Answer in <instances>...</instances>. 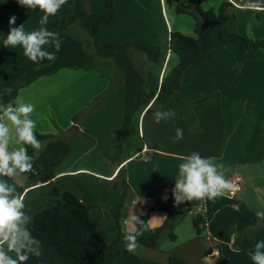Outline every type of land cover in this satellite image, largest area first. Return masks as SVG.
<instances>
[{
  "label": "crops",
  "instance_id": "0c3cea01",
  "mask_svg": "<svg viewBox=\"0 0 264 264\" xmlns=\"http://www.w3.org/2000/svg\"><path fill=\"white\" fill-rule=\"evenodd\" d=\"M113 1L117 20L103 28L100 34L114 43L137 39L161 46L162 57L156 63H150L141 53L133 54L150 89L158 91L163 78L179 62L169 48L170 33L178 31L190 35L195 21L181 17L184 14L178 15L173 0ZM0 2L6 3L0 12V101L8 98L10 90L18 83L31 82L19 91L17 97L35 106L31 114L37 122L35 131L47 135L71 131V151L54 169L55 177L50 183L30 184L21 173L13 177L0 176V180L14 185L16 194L23 197L24 212L30 220L43 211L41 197L56 189L59 198L71 193L105 211L99 222L110 240L119 239V255L115 259H128V264L125 235L140 228L154 230L161 226L162 232L170 236L172 245L167 248V238L161 242L160 235L158 249L141 245L133 255L159 264H167L171 258L182 259L183 264H215L219 257L225 259V256L237 254L230 248L237 238L230 232L233 225L250 229L256 224H264L262 220L256 222L254 217H264V66H249L242 62L231 65L238 74L231 83L224 74L229 65L222 64L219 57L221 51H235L264 62V52H243L238 44L223 46L215 31V47L206 63L190 68L180 90L158 107L161 111L172 109L175 116L156 124L153 113L147 112L150 105L134 117L128 139L123 149L117 152L118 133L123 131L126 114L123 76L115 68L109 76L83 69L85 57L80 39L85 40L88 36L71 11L72 0H66L56 15L49 16L46 25L39 23L44 15L39 8L26 9L16 0ZM106 2L88 0L89 10L104 14ZM225 2L232 4L235 12V18L227 24L229 30L252 39L264 36V5L257 11L244 7L246 0H207L202 3V8L205 11L218 10ZM12 15L17 17L12 27L23 24L25 32L44 27L59 34L62 43L54 60L33 62L24 55L19 44L5 48L3 40L9 32L8 21ZM239 15L244 19L241 25ZM155 24L164 32L163 46L153 35ZM43 49L56 51L51 44L44 45ZM177 127L183 129V139L174 141L172 138ZM194 151L223 164L228 169L225 176L229 182L237 176L243 180V189L236 197H231L226 190L224 195L215 199L193 200L208 216L204 243L200 242L193 223L188 219L193 215L188 208L185 207L182 215L169 216L164 211L151 210L153 198L137 195L146 189L175 186L181 157ZM120 172L125 174L129 192L120 213L113 215L111 211L121 203ZM135 217L143 221V225ZM247 234L245 231L241 235L243 245L249 239ZM258 241H264V226L251 246L255 247ZM180 248L183 252L177 251ZM209 250L211 255H208ZM194 255L198 261L192 259Z\"/></svg>",
  "mask_w": 264,
  "mask_h": 264
},
{
  "label": "trees",
  "instance_id": "16d2710c",
  "mask_svg": "<svg viewBox=\"0 0 264 264\" xmlns=\"http://www.w3.org/2000/svg\"><path fill=\"white\" fill-rule=\"evenodd\" d=\"M177 1V13L188 14L195 19V36L174 31L170 33L169 48L179 58V62L163 78L160 89L154 91L150 89L146 75L135 63L133 54L141 53L150 63H156L162 57L161 48L152 45L147 40L129 39L125 42L114 43L103 38L100 34L101 30L117 20L113 0H107L104 14L91 12L88 0H72L71 11L78 25L88 36L85 40L80 39L85 57L83 69L109 76L112 73L111 70L115 68L123 76L126 114L123 131L118 133L117 152L123 149L128 139L134 117L150 105L148 113L157 110L163 100L174 96L180 90L185 74L190 68L206 63L209 53L215 47L213 39L215 31L218 32L220 40L225 45L238 44L243 52L251 50L264 52V36L252 39L228 29L229 20L235 18L233 6L229 2L223 3L218 10L205 11L202 3L207 0H189L187 4ZM5 7L6 3L0 2V12ZM30 83L27 81L18 83L10 90L8 98L0 103L15 100L19 91ZM36 133L45 144L43 152L35 161L38 174H21L27 177L30 184L39 186L53 181L54 169L70 153L71 131L61 135ZM31 153L32 149L29 148V154ZM118 176L121 203L118 208L111 211L113 215L120 213L129 192L124 172H120ZM173 188L174 185L156 187L140 191L137 195L141 198L154 199L151 210L158 209L169 216L182 215L185 207L182 203L179 205L175 203L171 191ZM165 196L167 199H164ZM43 199L46 208L30 220L28 225L31 235L40 240L42 244V254L38 257L30 256L26 264H115L114 260L119 255L117 248L119 239L110 240L101 226L99 218L105 211L89 205L71 193H65L59 198V192L56 189ZM186 205V208L193 212L192 220L197 237L204 239L208 216L200 211L194 201H186ZM258 219L264 221L262 216H258ZM263 226L264 224L255 225L248 229L237 225L234 231L238 233H234L240 249L248 252ZM162 230V226L154 230L143 229V235L139 237L140 244L149 249H158V239ZM250 230H254L252 237L248 239L246 245L241 244V235ZM211 254L212 251L209 250L208 255ZM128 256L129 264H159L130 253ZM167 264H183V262L177 258H171ZM215 264H227V261L219 257L215 260Z\"/></svg>",
  "mask_w": 264,
  "mask_h": 264
},
{
  "label": "clouds",
  "instance_id": "9594fccd",
  "mask_svg": "<svg viewBox=\"0 0 264 264\" xmlns=\"http://www.w3.org/2000/svg\"><path fill=\"white\" fill-rule=\"evenodd\" d=\"M16 3L26 9L39 8L44 12L39 23L46 25L49 16L56 15L66 0H16ZM262 5L264 0H246L244 7L259 11L262 10ZM16 20L15 15L9 18V32L3 40L5 48L19 44L24 49V55L33 62L43 59L54 60L62 43L59 34L44 27L25 32L23 24L12 27ZM46 44H51L56 51L44 50L43 46ZM34 109L33 104L23 102L20 97L8 103H0V176L13 177L18 173L38 174L35 161L43 152L45 144L35 131L37 122L31 118ZM152 115L154 122L159 124L164 120H171L175 112L172 109L167 111L158 109ZM174 131L175 136L172 139L182 140L183 129L177 127ZM29 148L32 149L31 154ZM181 160L175 186L171 190L177 205L184 201L215 199L233 188L225 176L228 169L223 164L215 163L214 158L203 157L194 151L181 157ZM24 207L23 197L16 194L15 186L0 180V264H26L30 256L38 257L42 254L40 240L33 237L28 228L30 218L25 214ZM135 219L143 225V221L137 217ZM141 235L143 228L138 229L135 234L125 236L126 248L130 254H135L141 247L139 242ZM10 252L16 253V258L9 255ZM251 258L254 264H264V241L256 242Z\"/></svg>",
  "mask_w": 264,
  "mask_h": 264
},
{
  "label": "rangeland",
  "instance_id": "374dc122",
  "mask_svg": "<svg viewBox=\"0 0 264 264\" xmlns=\"http://www.w3.org/2000/svg\"><path fill=\"white\" fill-rule=\"evenodd\" d=\"M136 3H138L140 0H134ZM173 1H175V3H176V13H177V4H178V1L177 0H173ZM151 2H155L154 0H151ZM178 15H179V13H177ZM181 17H185V19H193L194 21H195V19L191 16V15H188V14H184V16H181ZM187 17H190V18H187ZM243 18H242V16H240L239 15V18H238V22H239V24L241 25V24H243ZM263 23H264V16H263ZM195 24V23H194ZM182 26H187V24L186 23H182ZM155 29L156 30H154V28H153V30H152V32H153V35L157 38V41H158V44H162V46L164 45V43H165V37H164V32H163V30L162 29H160V25H158V24H155ZM174 32H178V31H174ZM190 35H188V36H193L194 35V31H193V28H191L190 29ZM216 34V36H217V38L219 37V35H218V32H215ZM219 40H220V38H219ZM221 41V40H220ZM222 42V41H221ZM152 44V43H151ZM152 45H154V46H157V45H155V44H152ZM221 45H225L223 42L221 43ZM158 47H160L161 48V46H158ZM230 47H236V46H234V45H231ZM238 47V46H237ZM231 49H233V48H231ZM163 49L161 48V51H162ZM163 52V51H162ZM221 54H220V57H219V60H220V62L222 63V64H226V65H229V68H228V70H226V72L224 73L226 76H227V78L229 77V80H230V82L232 83V82H234L235 81V79H237V72H234L233 70H234V66L232 67L231 65H238V63H246L247 65H258V66H260V65H262V66H264V62L263 61H260L259 60V58L257 59V58H252L251 56H244V55H242V53L241 54H237V52H220ZM140 55H142V54H140ZM263 58H264V55H263ZM228 80V79H227ZM238 80H239V78H238ZM257 81V80H256ZM250 83V82H249ZM248 83V84H249ZM255 82H251L250 84H254ZM249 84V85H250ZM252 86V85H251ZM160 107V106H159ZM159 109V108H158ZM157 109V110H158ZM156 111V110H155ZM154 111V112H155ZM154 112H151V113H154ZM140 165V164H139ZM142 165H143V163H142ZM24 177V176H23ZM24 179H25V177H24ZM105 191H107L106 189H105ZM107 194V192H105V195ZM45 196H42L41 197V201H40V203H41V205L43 206V209L42 210H44L45 208H46V204H45V201H44V198ZM229 212H231V210H229ZM247 212V211H246ZM249 214V213H248ZM250 215V214H249ZM254 217L256 218V222H259V219H258V216L257 215H254ZM192 218H193V215H189L188 216V219L191 221V223H193V220H192ZM256 225H258V224H256ZM253 226V225H252ZM235 228H236V224L235 225H233V227H232V229L230 230V232H231V234H232V232L234 233L235 231ZM252 228V227H251ZM236 233V232H235ZM235 233H234V235H235ZM238 233V232H237ZM236 233V234H237ZM254 233V230H250L249 232H248V234H247V236L249 237V238H251L252 237V234ZM230 234V235H231ZM170 236L168 235V234H165L164 232H162V234H161V237H160V241L163 239V238H167V244L165 245V246H167V248H168V246L170 247L172 244H171V241H169V238ZM206 238V235H205V237H204V239ZM204 239L203 238H200V242H202V243H204ZM159 241V242H160ZM247 241V240H246ZM162 242V241H161ZM218 247H219V245H218ZM229 247H230V245H229ZM224 248V250H228V247H226L225 248V246H222V249ZM231 248V250L232 251H237V254H230V257H224L226 260H227V262H228V264H254V261L252 260V258H251V253L254 251V249H255V247H252V246H250L249 248H250V251L249 252H244L242 249H240V247H239V243H238V241L234 238V241L232 242V246L230 247ZM177 251H179V252H183V249H177ZM9 255H13L12 257H14V258H16V253H14V252H10L9 253ZM192 259H196L197 260V258H196V256L194 255V256H192ZM191 259V260H192ZM179 260H181L182 261V259H179ZM189 261H190V259H188ZM187 260V261H188ZM199 260V259H198ZM197 260V261H198ZM183 262V261H182ZM114 263L115 264H128V259H119V258H117V259H115L114 260ZM184 263V262H183Z\"/></svg>",
  "mask_w": 264,
  "mask_h": 264
},
{
  "label": "built area",
  "instance_id": "2783aa9c",
  "mask_svg": "<svg viewBox=\"0 0 264 264\" xmlns=\"http://www.w3.org/2000/svg\"><path fill=\"white\" fill-rule=\"evenodd\" d=\"M230 182L232 183L233 188L231 190H229V195L231 197H236L238 195V193H240L243 189V180L241 177L237 176V177H234L233 179H231ZM182 205L184 207H187L186 201L182 202Z\"/></svg>",
  "mask_w": 264,
  "mask_h": 264
}]
</instances>
